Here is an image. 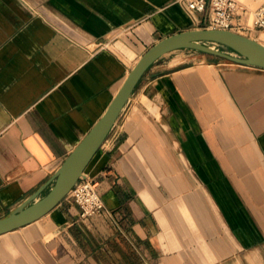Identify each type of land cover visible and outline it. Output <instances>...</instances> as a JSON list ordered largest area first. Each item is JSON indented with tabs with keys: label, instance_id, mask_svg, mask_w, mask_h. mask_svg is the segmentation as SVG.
Here are the masks:
<instances>
[{
	"label": "crops",
	"instance_id": "obj_1",
	"mask_svg": "<svg viewBox=\"0 0 264 264\" xmlns=\"http://www.w3.org/2000/svg\"><path fill=\"white\" fill-rule=\"evenodd\" d=\"M195 27L178 0H0V217L52 177L151 45ZM246 34L264 42V28ZM85 172L107 210L81 218L67 194L0 233V264H264V67L164 54Z\"/></svg>",
	"mask_w": 264,
	"mask_h": 264
},
{
	"label": "water",
	"instance_id": "obj_2",
	"mask_svg": "<svg viewBox=\"0 0 264 264\" xmlns=\"http://www.w3.org/2000/svg\"><path fill=\"white\" fill-rule=\"evenodd\" d=\"M208 42H218L221 46L213 47ZM180 48L198 49L233 61L264 67V42L235 30L195 27L162 37L141 55L103 115L77 143L52 177L13 211L0 217V233L38 218L70 192L79 178L85 175L88 164L108 136L146 70L164 54ZM229 49L235 50L238 55L230 53ZM51 183L49 191L38 197Z\"/></svg>",
	"mask_w": 264,
	"mask_h": 264
},
{
	"label": "built area",
	"instance_id": "obj_3",
	"mask_svg": "<svg viewBox=\"0 0 264 264\" xmlns=\"http://www.w3.org/2000/svg\"><path fill=\"white\" fill-rule=\"evenodd\" d=\"M178 1L190 13L196 27L231 29L245 34L254 28H264V5L250 9L240 0ZM68 194L79 205L81 218L107 210L96 176L85 172Z\"/></svg>",
	"mask_w": 264,
	"mask_h": 264
},
{
	"label": "bare ground",
	"instance_id": "obj_4",
	"mask_svg": "<svg viewBox=\"0 0 264 264\" xmlns=\"http://www.w3.org/2000/svg\"><path fill=\"white\" fill-rule=\"evenodd\" d=\"M210 45H212L213 47H219V46H217L216 44H214V43H218V42H208ZM229 52L230 53H233V54H237L238 55V53L235 51V50H233V49H229ZM139 60V59H138ZM137 60V61H138ZM118 92V91H117Z\"/></svg>",
	"mask_w": 264,
	"mask_h": 264
},
{
	"label": "rangeland",
	"instance_id": "obj_5",
	"mask_svg": "<svg viewBox=\"0 0 264 264\" xmlns=\"http://www.w3.org/2000/svg\"><path fill=\"white\" fill-rule=\"evenodd\" d=\"M247 35H249V34H247ZM251 36V35H250ZM214 44H216L217 46H221L219 43H214Z\"/></svg>",
	"mask_w": 264,
	"mask_h": 264
}]
</instances>
